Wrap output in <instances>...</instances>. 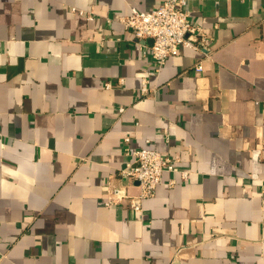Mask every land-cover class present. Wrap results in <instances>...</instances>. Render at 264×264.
Returning <instances> with one entry per match:
<instances>
[{"label":"crops","instance_id":"0c3cea01","mask_svg":"<svg viewBox=\"0 0 264 264\" xmlns=\"http://www.w3.org/2000/svg\"><path fill=\"white\" fill-rule=\"evenodd\" d=\"M159 1L0 0V264H264V0H186L148 75L117 17ZM125 147L173 164L140 212Z\"/></svg>","mask_w":264,"mask_h":264},{"label":"built area","instance_id":"2783aa9c","mask_svg":"<svg viewBox=\"0 0 264 264\" xmlns=\"http://www.w3.org/2000/svg\"><path fill=\"white\" fill-rule=\"evenodd\" d=\"M186 0H160L149 11H140L135 7L127 15L117 17L124 28L132 31V39L137 48L143 47V41L151 40V65L148 75L156 74L167 58L179 53L181 47L200 50L205 48V34L201 27L194 24L189 11L185 8ZM82 13V11H80ZM196 71L202 69L200 62L194 65ZM111 83L106 82L105 87ZM149 92L146 78L142 79L141 94ZM122 112L123 108H119ZM125 152L132 157L125 167L120 169L119 178L126 183L136 182L139 187L137 195L129 196L126 190L114 188L109 191L106 204L128 202L131 209L142 211L143 200L153 197L162 173L173 170L172 161L152 148L130 149ZM187 171L181 172L186 177ZM175 180H171L173 184Z\"/></svg>","mask_w":264,"mask_h":264}]
</instances>
